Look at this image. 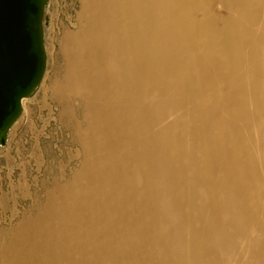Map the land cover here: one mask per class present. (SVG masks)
Instances as JSON below:
<instances>
[{
    "label": "bare ground",
    "instance_id": "bare-ground-1",
    "mask_svg": "<svg viewBox=\"0 0 264 264\" xmlns=\"http://www.w3.org/2000/svg\"><path fill=\"white\" fill-rule=\"evenodd\" d=\"M202 1H85L83 62L67 88L92 115L91 136L113 147L81 139L83 179L98 186L69 219L39 227L36 255L0 264H101L113 244L115 264H142L126 244L136 225L146 238L155 228V264H264L262 155L245 132L264 115V0Z\"/></svg>",
    "mask_w": 264,
    "mask_h": 264
},
{
    "label": "rangeland",
    "instance_id": "rangeland-1",
    "mask_svg": "<svg viewBox=\"0 0 264 264\" xmlns=\"http://www.w3.org/2000/svg\"><path fill=\"white\" fill-rule=\"evenodd\" d=\"M85 1L49 0L45 6L44 75L8 130L6 143L0 144V259L14 258L19 254L30 256L31 252L32 256L36 255L39 248L35 239L43 234L39 227L52 222L56 213L62 215L61 220L65 216L69 219L68 213L76 207L73 202L85 200L84 196L91 193V187L98 186L93 182L87 188V181L83 179L90 170L84 164L85 153L91 150L88 151V145H82V140H87L92 150L113 147L112 141L108 145L105 138L91 136L95 134L90 127L92 115L88 114L86 118L81 97L67 88L70 87L74 69L72 64L80 68L81 60L83 62L81 44L87 38L83 27L88 22V18L82 15ZM210 1L203 0L202 3ZM239 12L246 20L250 12L249 3ZM213 13L215 16L226 14L216 7ZM111 125L114 126L109 121ZM246 129L253 147L260 149L262 160L259 169L264 179V115L260 116L256 132L255 128ZM244 147L248 151V146H241ZM92 156L95 158L94 154ZM107 159L117 160L113 152L108 154ZM81 171V176H77ZM100 187L109 188L105 184ZM85 225L80 224L81 227ZM140 229L141 226L136 225V238L129 239L126 244L135 262L155 264L161 255L155 228L150 238H146ZM84 233L89 236L90 228ZM105 235L111 236L108 232ZM113 247L114 244L107 252L108 256L103 255L104 260L99 258L101 264H115L124 259L122 254L114 259ZM234 248L233 252L237 255H244L243 249L247 247L239 244ZM84 249L97 252V247H92L88 240L84 241ZM247 259L250 261L249 255Z\"/></svg>",
    "mask_w": 264,
    "mask_h": 264
},
{
    "label": "water",
    "instance_id": "water-1",
    "mask_svg": "<svg viewBox=\"0 0 264 264\" xmlns=\"http://www.w3.org/2000/svg\"><path fill=\"white\" fill-rule=\"evenodd\" d=\"M49 0H0V144L44 75L43 18Z\"/></svg>",
    "mask_w": 264,
    "mask_h": 264
}]
</instances>
